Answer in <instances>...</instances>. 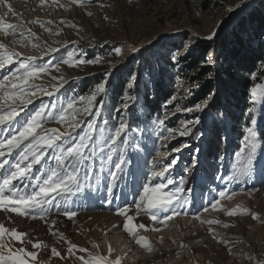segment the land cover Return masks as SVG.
<instances>
[{"label":"rangeland","instance_id":"1","mask_svg":"<svg viewBox=\"0 0 264 264\" xmlns=\"http://www.w3.org/2000/svg\"><path fill=\"white\" fill-rule=\"evenodd\" d=\"M256 1L259 0H6L12 13H6L0 6V25L4 26L0 27V44L20 55L13 58V63L0 68V81L8 76L9 81L4 83L11 82L12 73L23 61L48 65L47 73L30 80L34 85L52 91V85L59 86L66 81L53 96L30 95L32 103L26 108L21 105L17 119L23 121L41 104L48 105L57 116V109L70 101L82 107L78 98L90 95L97 85L105 83L106 91L97 98L93 112L76 117L80 128L73 137L88 131V124L92 123L95 126L93 138L99 135L101 141L107 140V143L99 141L95 156L84 162L85 169L91 165L93 175L83 181L82 190L58 196L60 208L53 205L45 219L0 209V225L8 230L0 237V244L4 245L0 254L7 256L20 248L35 252V260L23 257L27 264H83L81 256L85 259L106 257L109 262L120 257V264H264V142L259 136L264 96L258 95L254 100L251 91L257 85H264V75L258 74V80L255 74L251 76L255 81L248 90L247 109L241 119L232 121L225 112L209 109L211 100L219 95L220 69L213 58L214 47L229 28L228 24ZM8 24L14 29H7ZM210 35L212 39H207ZM33 44L38 47H32ZM200 45L208 51L198 68L209 67L203 76L211 79L215 88L205 99L198 100L200 85L195 78L196 67L187 57ZM62 47L66 48L58 53ZM117 48L119 53L115 51ZM133 48L137 51H132ZM69 55L71 60L66 64L63 61L69 59ZM28 57L35 59L29 61ZM166 58L171 60V66L165 62ZM145 59L150 64L148 70L143 65ZM91 60L99 62L86 63ZM162 65L170 95L161 101L158 111L150 114L142 104L141 95L146 86H154L156 76L160 79ZM53 76L57 79L53 80ZM80 80L90 81V85L81 90ZM129 84L133 85L131 89ZM69 87L70 92L66 93ZM125 93L134 99H127ZM110 98L113 99L111 112L105 121L101 111ZM205 100L208 101L206 106ZM53 103L56 108H51ZM198 104L201 105L199 110L196 109ZM95 108H99V112ZM187 108L193 111H185ZM253 117L255 125L251 122ZM122 118L127 128L114 146L112 161H107L111 151L109 137ZM215 118L221 123L224 140L228 139L233 125L238 144L237 147L232 144L231 153L226 149L217 158L203 161L204 141ZM159 120L164 121L163 125ZM186 121L192 123L185 125ZM185 126L189 133L181 135ZM249 127L255 129L257 137L248 175L242 171L247 150L242 156H237V152L245 148L244 137ZM49 129H57L59 133L71 131L67 121L61 124L45 115L37 131ZM5 135L7 132H0V137ZM44 151L42 164L33 165L34 175H43L42 169L46 171L56 164L53 157L59 150ZM121 153L125 162L109 196L110 172L117 171L115 163ZM3 159L10 161L6 167L15 162L14 156L6 155ZM173 159L177 163L163 176H153V173L163 172ZM209 164L213 165L210 169ZM97 176L100 177L98 184ZM167 178L173 183L169 184ZM13 183L23 187L29 181ZM89 184L96 185L95 190L88 187ZM155 184L165 186L161 195L174 193L177 187L183 188L178 194L181 203L172 205L180 214L163 223L153 221L149 212L138 210L134 203L140 194H145V185L154 187ZM221 191L226 193L224 197L219 195ZM145 195L155 196L156 193ZM216 201L219 203L213 209L211 203ZM205 206L208 211L204 210ZM120 208L127 209L125 215H118ZM64 209L76 215L69 219L63 215ZM228 212L235 214L229 216ZM165 215L171 216V210L161 212V220ZM129 217L136 226L131 234L123 227ZM141 224L145 227L140 228ZM12 230L25 236L15 240L10 235ZM141 238L147 240L149 249L136 243ZM33 243H39L40 247L33 248ZM72 244L77 248L70 255L67 249ZM52 248L60 256H53ZM79 248L86 252H79Z\"/></svg>","mask_w":264,"mask_h":264},{"label":"snow or ice","instance_id":"2","mask_svg":"<svg viewBox=\"0 0 264 264\" xmlns=\"http://www.w3.org/2000/svg\"><path fill=\"white\" fill-rule=\"evenodd\" d=\"M0 6L6 9V13H12V8L7 4L6 0H0ZM0 27H4L0 25ZM7 29H14V26L8 24ZM15 35V33H13ZM207 39H212V36H208ZM32 47H38L37 44H33ZM55 51L56 49H52ZM117 53L120 49H115ZM132 51H137L133 48ZM47 54V53H45ZM19 53L10 51L5 48V45L0 44V68L4 67L6 64L13 63V58L19 56ZM35 57H28L27 60H34ZM71 60V55L69 59L63 62L68 64ZM98 60L86 61V63L95 64ZM59 70V69H57ZM48 72V65H35L28 63L27 61L19 62V68L12 73L13 80L8 84L4 81H9V77L5 76L3 81H0V132H7V135L0 137V209H6L10 212L18 213L21 216H31L32 218L39 217L40 219H45L46 215L49 213L50 208L55 205L60 208V204L57 201L58 196H62L65 193H71L73 190L80 191L85 186L83 181L89 180L93 175L92 167L89 165L86 169L83 167L84 162L90 156H95V146L98 139L93 138V131L95 126L92 123L88 124V131L73 137V133L76 129L80 128V121L77 120V116L84 113H91L94 110V106L97 102V98L101 96L106 91L105 83H100L91 92L90 95L80 96L79 102L82 107H76L75 101H70L67 105H61L57 112H52L49 110L48 105L41 104L40 108L30 116H26L23 121L17 119L20 111H22L21 105L26 108L32 103V99L29 96H36L38 94H44L48 96H53L59 91L60 87H63L62 83L57 85H52V91H48L42 85H34L30 83V80L34 78H39L41 73ZM53 80L57 77L53 76ZM128 87L131 89L132 84ZM34 89V90H33ZM252 96L255 100L257 96H264V85H257L252 90ZM127 99H134L128 93H125ZM175 97H173V100ZM211 99V97H209ZM207 100L204 101V105H207ZM99 103L102 105L103 100L101 99ZM169 103H172L170 100ZM126 109L128 107L127 102L123 104ZM51 108H56L53 103ZM201 105H196V109H200ZM96 112H99V108H95ZM179 111V109H177ZM187 112H192L193 109H185ZM252 111L251 109L249 110ZM47 115L50 118H55L57 122L63 124L67 121L68 127L71 131H65L64 133H59L57 129H49L42 132H38L37 129L41 128L42 120L44 116ZM198 123V121H196ZM252 124H256V120L253 117ZM164 121L159 120V124L163 125ZM185 125H189L192 122H183ZM127 128V122L121 119L119 125L115 128L114 133L109 137L111 140L110 148L111 151L107 155V161H112V153L116 151L115 145L118 138ZM170 133L174 130H169ZM247 134L244 137L245 148L237 152V156H242L247 150V155L245 156L243 162V174H247L250 171L251 165L253 164L254 153L256 150V140L257 132L253 127H249L246 130ZM189 133V128L185 126L180 134L185 135ZM60 141V143H57ZM102 143H107V140L100 141ZM44 149L53 150L56 152L54 155V160L56 161L55 166H49L47 170H43V175H34L32 173L33 165L42 164V158L45 157ZM91 149V152H89ZM19 150V151H17ZM173 151H178V149H173ZM6 155L14 156V163H11L10 167L6 165L10 164V161L3 159ZM123 153L120 154L119 161L115 163V169L117 171L110 172V182L107 184V192L109 196L112 195L113 188L116 185L117 179L119 177L120 171H122V166L124 164ZM177 161L173 159L170 165L164 168V171L157 174L153 173V176H163L164 172H167ZM101 171H103V166H101ZM83 172V176L81 173ZM27 179L28 184L21 187L19 184L13 183L14 181H24ZM168 183L171 184L173 181L170 178ZM231 179V178H230ZM97 184L99 183L100 177H96ZM182 183V182H181ZM95 190L96 185L89 184ZM165 186L163 184H155L154 187L149 185L144 186V193H156L155 196L140 194L139 200L134 201L136 208L138 210L143 209L150 213V218L153 221L160 220L161 223L164 220H171L173 216H177L180 213L177 212L172 205L174 203H181V197L178 195L183 191L182 187H177L176 192L160 194V191ZM31 188V191L28 189ZM221 197H224L226 193L221 191L219 193ZM146 201V202H145ZM111 201L109 200V203ZM219 201L211 203L213 209L217 208ZM171 210L172 215H165L163 220H161L160 213H168ZM205 211H208V207L205 206ZM127 212L126 208H120L118 210V215H125ZM229 216L234 215V212H228ZM63 215L71 219L76 215L75 212L68 209L63 210ZM255 219V214H253ZM216 221H209V223H215ZM126 231L131 234L133 228L136 227L132 224L131 217L123 224ZM140 228H144L143 224L139 225ZM51 230V229H50ZM8 230L0 225V237L6 234ZM13 239L21 240L25 236V233L17 232L12 230L10 233ZM137 244H140L143 248L149 249L147 240L141 238L137 239ZM4 245L0 244V248ZM33 248H39V243H33ZM77 246L72 244L68 247L67 251L70 255L73 254V250ZM53 256H60V253L52 248ZM111 251V249H110ZM79 252H86V249L79 248ZM23 253V256L21 255ZM31 257L33 260L36 259L37 254L35 252L25 251L24 248H20L16 253L9 254L7 256L0 254V264H27L23 257ZM83 261V264H120V257L114 262H109L106 257L93 256L90 259H85V257H79Z\"/></svg>","mask_w":264,"mask_h":264},{"label":"trees","instance_id":"3","mask_svg":"<svg viewBox=\"0 0 264 264\" xmlns=\"http://www.w3.org/2000/svg\"><path fill=\"white\" fill-rule=\"evenodd\" d=\"M228 25L229 28L224 31L218 40V44L214 47L213 58L218 61V68L220 69V77L217 80L219 95L211 100L209 109L213 112H225L229 120L235 121L241 119L243 111L247 109L248 90L255 81L251 79V76L255 74L258 80L260 78L258 74L264 75V0L249 5ZM207 51L204 46H196L187 57L188 62L196 67L195 78H198L200 85L196 96L198 100L205 99L215 88L212 80L203 76L204 71L209 67L198 68V64L206 59ZM165 62L169 66L172 65L169 58H166ZM143 65L147 70L150 69L148 59L143 60ZM160 68V79H157L156 76L153 79L154 86H146L141 95L142 104L149 110L150 114L158 111L161 101L170 95L165 77H163L165 68L163 65ZM88 82L90 81L80 80L78 82L81 90L90 85ZM65 92L69 93L70 87ZM112 101L113 99L110 98L107 104L103 106L104 111H101V118L105 121L108 120L106 117L111 112L110 104ZM221 132V123L215 118L204 141L203 161H207L209 157L217 158L226 149H229L231 153L232 144L237 147L238 143L235 138L237 140L238 136L234 135L233 125L229 129L228 139L224 140ZM259 136L264 142V115ZM95 139H98V142L101 141L99 135ZM212 167V164L208 165L209 169Z\"/></svg>","mask_w":264,"mask_h":264},{"label":"bare ground","instance_id":"4","mask_svg":"<svg viewBox=\"0 0 264 264\" xmlns=\"http://www.w3.org/2000/svg\"><path fill=\"white\" fill-rule=\"evenodd\" d=\"M66 48V47H65ZM64 47H62L61 49L58 50V53H60L62 50L65 49ZM57 55V54H56ZM248 175L250 174L249 172L247 173Z\"/></svg>","mask_w":264,"mask_h":264}]
</instances>
